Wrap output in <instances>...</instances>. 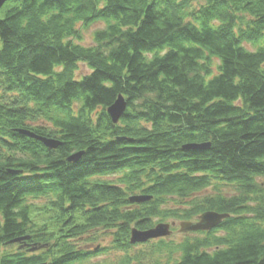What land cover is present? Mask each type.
<instances>
[{
	"label": "trees",
	"instance_id": "obj_1",
	"mask_svg": "<svg viewBox=\"0 0 264 264\" xmlns=\"http://www.w3.org/2000/svg\"><path fill=\"white\" fill-rule=\"evenodd\" d=\"M207 212L229 217L132 253V228ZM98 231L124 254L115 264H264V0L1 8L0 264H97L107 250L78 242Z\"/></svg>",
	"mask_w": 264,
	"mask_h": 264
},
{
	"label": "rangeland",
	"instance_id": "obj_2",
	"mask_svg": "<svg viewBox=\"0 0 264 264\" xmlns=\"http://www.w3.org/2000/svg\"><path fill=\"white\" fill-rule=\"evenodd\" d=\"M10 5V4H7L4 8H3V11L6 10L7 6ZM103 28V25L102 24H95L94 26H92L91 28H89L88 30L84 31L83 33V41L81 42V45H84V46H93L94 43H93V32H95L96 30L98 29H101ZM250 50H253V48L251 46H248L246 45ZM80 66V70L78 72V76H82V75H85V74H88L89 72V69L84 66V65H79ZM117 177L116 176H113V177H110V178H107V179H116ZM224 192L226 194H234L236 193L235 192V188L233 187H226L224 188ZM209 194H213V191L212 190H208L204 193H202L201 195H199V197H202V196H205V195H209ZM169 208L172 209V208H175V204L174 203H170L169 205ZM188 221V220H187ZM187 221H180V220H166L165 222H161V224H168V225H172L171 226V229L170 231H172V234L165 238V241L170 243H181L185 238L189 237V238H194L196 237V235L194 233H183L180 231V226L182 223L184 222H187ZM196 220L194 221H191V222H195ZM190 222V221H188ZM158 225L160 224H157L155 227H157ZM90 236V238L88 239H91V237H95L96 238V241L94 242H83V240H80L78 242L79 245H81V248L82 249H85V250H89V251H93L98 248H103V249H106L107 252H103V253H100L98 255H94L96 257H93L91 259V262L92 263H97V264H115L117 262H120L122 257H123V253L122 252H119V251H116L113 249V245H112V235H111V232H105V231H98L96 234L93 233L91 235H88ZM159 241V240H157ZM156 240H152L144 245L142 244H139L137 247H135V250L132 251V253H137L138 251H145L147 252L152 243H157ZM32 251H35V250H32ZM160 261L162 262V264H165L166 263V258H159Z\"/></svg>",
	"mask_w": 264,
	"mask_h": 264
},
{
	"label": "water",
	"instance_id": "obj_3",
	"mask_svg": "<svg viewBox=\"0 0 264 264\" xmlns=\"http://www.w3.org/2000/svg\"><path fill=\"white\" fill-rule=\"evenodd\" d=\"M10 0H0V10L1 8ZM127 109V103L124 100L123 97L119 96V98L116 100V102L113 104V106H110V108L107 110L110 118L112 119L114 124H117ZM43 143L49 147L50 149H57L59 144L57 142L53 141H45L43 140ZM206 146H193L192 149H204L208 147ZM189 149V148H188ZM80 158V154L71 157L69 159V162H75ZM148 200L147 198H141V197H134L131 199L132 203H141ZM227 217L228 215H222L216 212H207L203 215L198 217L197 222H184L180 226V231L183 233H198V232H210L214 228H217ZM172 225L166 224H160L157 227L146 231V232H137L133 231L132 233V239L131 243H143L150 239H157L160 237H166L169 236L172 232L170 231Z\"/></svg>",
	"mask_w": 264,
	"mask_h": 264
},
{
	"label": "bare ground",
	"instance_id": "obj_4",
	"mask_svg": "<svg viewBox=\"0 0 264 264\" xmlns=\"http://www.w3.org/2000/svg\"><path fill=\"white\" fill-rule=\"evenodd\" d=\"M198 220V219H197ZM197 220L195 221V222H197ZM191 222V221H190ZM194 222V223H195ZM161 224V223H160ZM155 228V227H154ZM153 229V228H152ZM133 231H137V232H145V231H139V230H137L136 228H132V232H131V239H132V233H133ZM172 232V231H171ZM172 234V233H171ZM170 234V235H171ZM169 235V236H170ZM169 236H166V237H160V238H157V239H150V240H148V241H146V242H143V243H136V245H139V244H142V245H144V244H146V243H148V242H150V241H152V240H165V238H167V237H169ZM130 242H131V240H130ZM132 244V243H131ZM135 245V244H134Z\"/></svg>",
	"mask_w": 264,
	"mask_h": 264
}]
</instances>
